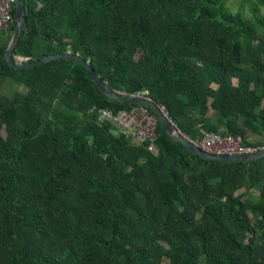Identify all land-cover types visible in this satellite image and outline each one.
<instances>
[{
	"label": "trees",
	"instance_id": "1",
	"mask_svg": "<svg viewBox=\"0 0 264 264\" xmlns=\"http://www.w3.org/2000/svg\"><path fill=\"white\" fill-rule=\"evenodd\" d=\"M24 1L15 60L79 55L191 140L263 144L264 0ZM16 12L0 28V264H264V158L205 160L158 120L154 153L97 122L95 106L136 105L74 61L13 69Z\"/></svg>",
	"mask_w": 264,
	"mask_h": 264
},
{
	"label": "built area",
	"instance_id": "2",
	"mask_svg": "<svg viewBox=\"0 0 264 264\" xmlns=\"http://www.w3.org/2000/svg\"><path fill=\"white\" fill-rule=\"evenodd\" d=\"M17 0H0V28L10 30L15 21L14 8ZM29 58L18 56L16 62L25 64ZM143 95V94H137ZM166 113L165 108L161 107ZM90 114L96 116L99 123L111 122L118 126L121 132L131 138L139 145L149 144L151 152L157 151V119L150 110L144 106H134L130 109L119 110L117 112L102 107H93ZM202 136L192 142L205 152L217 156L248 157L264 154V142L256 147H246L235 137L222 135L221 133H207L201 131Z\"/></svg>",
	"mask_w": 264,
	"mask_h": 264
},
{
	"label": "water",
	"instance_id": "3",
	"mask_svg": "<svg viewBox=\"0 0 264 264\" xmlns=\"http://www.w3.org/2000/svg\"><path fill=\"white\" fill-rule=\"evenodd\" d=\"M26 21H27L26 3L24 0H17V12H16L17 27L13 39L11 41V44L9 46L8 53H6V61L13 69L15 70L35 69L53 60H59V59H65V60L77 62L86 68L89 77L92 79L97 89L103 95L116 102L125 103L129 105L144 106L148 108L151 112L154 113L155 118L160 122L162 130L167 134V136L170 137L172 140L183 144L191 153L195 155H199L205 160L225 162L229 164L252 163L264 158V154H258L248 157L231 158L230 156H217L205 152L204 150L196 146L189 137L184 135L174 124V122L170 118H168L167 113H164L161 107L158 104H156L153 100H151L149 97H146L145 95H126L111 90L108 87V85L95 72V70L90 66V64L79 55L67 53L62 55L46 56L32 63L21 64L16 62V60L14 59V53L16 47L19 45L22 39L25 30Z\"/></svg>",
	"mask_w": 264,
	"mask_h": 264
},
{
	"label": "rangeland",
	"instance_id": "4",
	"mask_svg": "<svg viewBox=\"0 0 264 264\" xmlns=\"http://www.w3.org/2000/svg\"><path fill=\"white\" fill-rule=\"evenodd\" d=\"M239 4L238 0H228V2L226 3L227 8L230 7L231 10L236 9L237 5ZM244 13L245 14H249V11L247 10V6L244 5ZM258 13H262V10L260 9V11Z\"/></svg>",
	"mask_w": 264,
	"mask_h": 264
}]
</instances>
